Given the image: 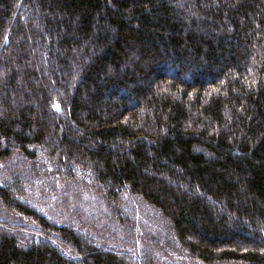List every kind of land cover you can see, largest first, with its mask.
<instances>
[{
    "label": "trees",
    "instance_id": "obj_1",
    "mask_svg": "<svg viewBox=\"0 0 264 264\" xmlns=\"http://www.w3.org/2000/svg\"><path fill=\"white\" fill-rule=\"evenodd\" d=\"M174 261L264 264V0H0V264Z\"/></svg>",
    "mask_w": 264,
    "mask_h": 264
},
{
    "label": "rangeland",
    "instance_id": "obj_2",
    "mask_svg": "<svg viewBox=\"0 0 264 264\" xmlns=\"http://www.w3.org/2000/svg\"><path fill=\"white\" fill-rule=\"evenodd\" d=\"M58 189L61 190L62 188L58 186ZM84 206H88L89 207V208H86V210H89L90 209V210H92V212L94 214L96 212V216L97 217H99V216H102L103 217V215H102V213H103V207H102V205H100L99 203H97L96 200H94V201H87V200H85ZM82 208H84V207H82ZM67 212H71V211L68 209ZM111 213L112 212L110 211V215H111ZM67 216H69V215H67ZM108 218L111 220L112 217L111 218L108 217ZM110 223H112V222H110ZM146 226L149 227L150 226V223H148V222L145 221V223L142 225V227H143V229H144L145 232L149 233L150 232V229H146ZM169 264H190V263H186V262H183V261H174V262H169Z\"/></svg>",
    "mask_w": 264,
    "mask_h": 264
}]
</instances>
